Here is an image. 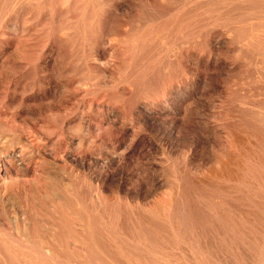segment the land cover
<instances>
[{
    "label": "rangeland",
    "instance_id": "1",
    "mask_svg": "<svg viewBox=\"0 0 264 264\" xmlns=\"http://www.w3.org/2000/svg\"><path fill=\"white\" fill-rule=\"evenodd\" d=\"M0 264H264V0H0Z\"/></svg>",
    "mask_w": 264,
    "mask_h": 264
}]
</instances>
